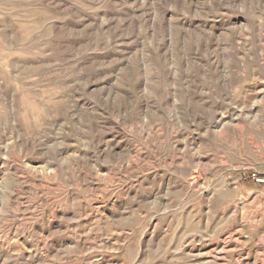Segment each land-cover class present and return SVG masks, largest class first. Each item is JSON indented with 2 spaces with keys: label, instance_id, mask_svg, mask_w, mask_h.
<instances>
[{
  "label": "rangeland",
  "instance_id": "1",
  "mask_svg": "<svg viewBox=\"0 0 264 264\" xmlns=\"http://www.w3.org/2000/svg\"><path fill=\"white\" fill-rule=\"evenodd\" d=\"M0 264H264V0H0Z\"/></svg>",
  "mask_w": 264,
  "mask_h": 264
},
{
  "label": "built area",
  "instance_id": "2",
  "mask_svg": "<svg viewBox=\"0 0 264 264\" xmlns=\"http://www.w3.org/2000/svg\"><path fill=\"white\" fill-rule=\"evenodd\" d=\"M252 177H253V179H255L256 181H262V180H263L262 178L256 176L255 174H252Z\"/></svg>",
  "mask_w": 264,
  "mask_h": 264
}]
</instances>
